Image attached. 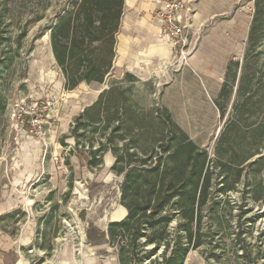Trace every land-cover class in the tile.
Segmentation results:
<instances>
[{
    "label": "rangeland",
    "instance_id": "obj_1",
    "mask_svg": "<svg viewBox=\"0 0 264 264\" xmlns=\"http://www.w3.org/2000/svg\"><path fill=\"white\" fill-rule=\"evenodd\" d=\"M78 1L0 0V52L14 55L9 68L0 70V101L6 103V109L0 110V225L17 239L18 250L31 264H60L71 259L73 252H92L94 247L81 243L86 239L87 221L106 218L104 210L110 211L116 203L122 181L109 166L90 170L76 153L73 137L65 138L66 145L61 140L70 133L84 105L79 95L90 86L75 92L64 90L49 27ZM235 1L222 9L220 0H211L217 14L208 16L192 32L197 41L193 55H199L197 68L189 66L191 60L180 70L170 66L159 72L157 81L133 84L131 91L144 106L167 107L213 159L237 166L248 149L262 148L255 158L264 153V41L249 47L255 0ZM236 62L240 66L233 83L235 69L228 72L227 66L234 63L235 68ZM246 64L245 79L242 66ZM225 80L228 90L221 98ZM247 97L246 105L243 99ZM217 102L225 108L224 117ZM253 119L261 128L255 136V128L247 132L241 142L245 125ZM225 128V140L219 144ZM222 173L220 179L228 175V181L236 185L227 195L219 194L222 202L228 196L232 203L220 205L224 226L212 239L207 238L215 248L192 250L185 264H246L249 258L242 256L243 245L255 259L252 264H264V203L249 195L245 198V173L240 180L235 178V169ZM94 195L99 199H93ZM242 205L247 213L238 220ZM238 221L245 231L241 242ZM49 245L52 251L46 250Z\"/></svg>",
    "mask_w": 264,
    "mask_h": 264
},
{
    "label": "trees",
    "instance_id": "obj_2",
    "mask_svg": "<svg viewBox=\"0 0 264 264\" xmlns=\"http://www.w3.org/2000/svg\"><path fill=\"white\" fill-rule=\"evenodd\" d=\"M124 3L125 0H79L49 27L51 49L66 90H74L82 82L103 83L109 75L116 57ZM248 40L250 48L264 41V0H255ZM13 60V54L0 52V70L9 68ZM232 64L227 67L228 72L235 69V83L240 64L236 62L235 68ZM246 67L247 64L242 66L245 79ZM228 85L225 80L219 92L221 98H225ZM243 87L244 82L240 89ZM249 98L243 99L246 105ZM217 103L224 117L225 108ZM5 109L6 103L0 101V110ZM256 125L255 119L245 125L241 142L253 128L255 136L261 128ZM226 134L225 128L219 144ZM67 137L74 138L76 153L89 168H100L108 151L115 156L112 171L123 176L121 203L128 214L111 222L107 233L92 227L88 239L109 241L117 250L120 264H185L192 250L215 248L207 238L212 239L224 226L220 205L232 206L228 196L222 202L219 194L227 195L236 189L228 175L219 177L227 169H235L238 180L245 173V198L249 195L264 203V153L255 158L262 148L243 150L246 154L237 166L213 159L174 120L167 107L140 104L131 87L118 83L104 89L93 104L75 117L70 133L61 139L63 145L67 144ZM244 206H240L238 220L247 213ZM237 227L241 242L243 223L238 221ZM242 249V256L249 258L246 264L254 263L247 246Z\"/></svg>",
    "mask_w": 264,
    "mask_h": 264
},
{
    "label": "crops",
    "instance_id": "obj_3",
    "mask_svg": "<svg viewBox=\"0 0 264 264\" xmlns=\"http://www.w3.org/2000/svg\"><path fill=\"white\" fill-rule=\"evenodd\" d=\"M186 1H190L195 9L192 32L197 31L198 26L202 24V22L207 21L208 16L212 17V15L217 14L215 7L210 4L211 0ZM220 1L221 3L219 5H221L222 9L231 7L236 2L235 0ZM213 3L216 4L215 2ZM155 10L156 5L152 0H125L124 13L116 39V57L113 68L103 83L94 82L88 84L82 82L76 89L66 90L63 80V88L67 92H75L83 85L90 86L86 89V93L79 95L84 101V105L81 107L77 116L83 112L86 107L93 104L97 100L99 94L111 85L119 83L125 87H131L133 84L146 83L148 80L157 81L159 72L171 66L170 64L173 56L171 43L168 40L159 38L161 22ZM190 60L191 64L189 66L197 68L196 66L199 60L198 53L191 56ZM129 75L134 77V79ZM114 162V154L111 151L106 152L103 158V165L109 166L112 171ZM103 165L101 167H103ZM89 169L94 170L98 168ZM121 177L123 180V176ZM120 187L116 203L110 211L104 210L106 218L100 217L98 221H87L84 233L86 239L81 243L94 247V250L91 249L92 252L88 250L84 254L80 251L78 253L73 252L71 259L67 262H61L60 264H120L117 250L110 245L109 241L94 242L88 239V231L92 229V227L107 233L111 222L120 221L127 216L128 210L121 203ZM92 198L99 199V195H94ZM85 213L86 212L82 213V219L86 217ZM20 244L22 245V241ZM19 246L17 239L14 238L5 227L0 225V264H31L30 259L20 253L18 250ZM96 247L98 249H104L108 254H100L95 251ZM46 250L52 251V245L47 246Z\"/></svg>",
    "mask_w": 264,
    "mask_h": 264
},
{
    "label": "built area",
    "instance_id": "obj_4",
    "mask_svg": "<svg viewBox=\"0 0 264 264\" xmlns=\"http://www.w3.org/2000/svg\"><path fill=\"white\" fill-rule=\"evenodd\" d=\"M156 5V15L161 25L159 38L171 43L173 56L171 67L180 70L189 65L190 57L196 49L192 39L194 7L186 0H152Z\"/></svg>",
    "mask_w": 264,
    "mask_h": 264
}]
</instances>
